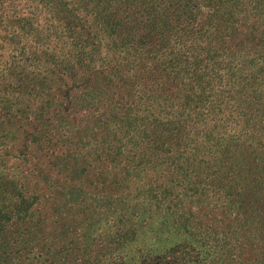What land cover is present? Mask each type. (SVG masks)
I'll return each instance as SVG.
<instances>
[{"label": "trees", "instance_id": "16d2710c", "mask_svg": "<svg viewBox=\"0 0 264 264\" xmlns=\"http://www.w3.org/2000/svg\"><path fill=\"white\" fill-rule=\"evenodd\" d=\"M0 264H264V0H0Z\"/></svg>", "mask_w": 264, "mask_h": 264}, {"label": "rangeland", "instance_id": "374dc122", "mask_svg": "<svg viewBox=\"0 0 264 264\" xmlns=\"http://www.w3.org/2000/svg\"><path fill=\"white\" fill-rule=\"evenodd\" d=\"M14 153H16V152H14ZM42 160H38L36 163H35V166H41L42 165V162H41ZM18 163V161H16V163L15 164H13V165H11V164H9V166H7V167H16L15 165ZM26 170L27 171H29L30 172V170L31 171H33V172H35V170L34 169H32V167L31 166H27V168H26ZM88 188V187H87ZM88 191L89 192H87L86 193V195L84 196V198H83V202H84V204L87 206V205H91V203H92V200H94L93 199V196H95V195H93L92 193L90 194V187L88 188ZM99 194V193H98ZM89 196V197H88ZM99 201H97V203H98ZM95 204H96V202H95ZM98 206V205H97ZM90 208H94V207H90ZM96 208H94V210H90V212H87V215L88 216H90V219H91V224H93V222H94V219L93 218H95L96 219V221H95V224L93 225V226H90V227H86L85 228V230H86V232H93V231H91L92 229L93 230H102V229H100V227L99 226H96V223H97V220H98V217H97V211L95 210ZM98 209H100V208H98ZM102 219H104V220H107V216H105V217H103L102 216ZM99 224H101V222H99ZM98 224V225H99ZM91 234H93V233H91ZM141 235V237L140 238H142V234H140ZM147 242H148V240H146Z\"/></svg>", "mask_w": 264, "mask_h": 264}]
</instances>
